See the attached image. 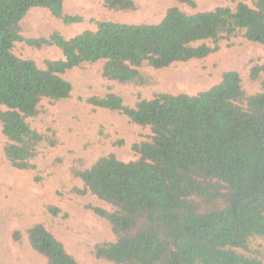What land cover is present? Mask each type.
<instances>
[{
  "label": "trees",
  "instance_id": "trees-1",
  "mask_svg": "<svg viewBox=\"0 0 264 264\" xmlns=\"http://www.w3.org/2000/svg\"><path fill=\"white\" fill-rule=\"evenodd\" d=\"M176 1L193 12L172 6L157 23L92 20L94 29L66 37L59 30L38 36L23 30L35 8L65 24L81 22L82 16L66 12L65 0H0L3 160L38 173L37 161L64 144L51 107L73 97L66 73L100 63L106 93L80 99L118 111L150 134L132 145L131 160L114 153L91 165L71 160L77 182L71 193L91 194L111 206L85 205L113 232L112 239L92 247L93 256L110 264H264L258 243L264 240V79L258 91L248 92L239 70L224 69L218 83L195 94H139L129 105L116 93L155 83L149 68L202 62L225 40L243 37L264 50V0H232L233 6L207 10L198 8V0ZM102 3L119 12L139 8L136 0ZM17 42L56 47L63 57L39 65L14 53ZM262 75L264 54L250 61L248 77ZM45 209L69 216L53 204ZM14 239H25L45 264H82L43 221L17 228Z\"/></svg>",
  "mask_w": 264,
  "mask_h": 264
},
{
  "label": "rangeland",
  "instance_id": "rangeland-1",
  "mask_svg": "<svg viewBox=\"0 0 264 264\" xmlns=\"http://www.w3.org/2000/svg\"><path fill=\"white\" fill-rule=\"evenodd\" d=\"M136 11H113L103 6L102 0H65V10L71 15L82 16L78 23L65 24L54 18L44 8H35L23 22L24 34L47 35L59 30L72 37L87 29H94L92 20H114L129 23H157L168 8L179 6L188 13L193 10L176 0H136ZM232 0H198L200 10L213 9L220 5L233 6ZM14 53L23 58L34 59L39 65L45 59L62 58L56 47L37 49L17 42ZM261 44L243 37L225 40L220 50L202 62H178L167 68L148 70L156 77L155 83L145 88L119 87L117 94L126 104L133 105L140 94L151 98L157 92L195 94L218 83L224 69L239 70L248 92L260 89V81L249 80L250 61L262 58ZM65 77L73 83V97L53 104L52 113L60 128L64 144L53 149L37 161L38 173L13 168L3 160V145L6 138L0 128V264H45V258L34 251L24 239H14V231L34 222L43 221L64 242L68 251L82 264H110L96 259L91 249L102 241L112 239L110 223L85 205L92 204L110 209L111 206L94 195L75 197L71 190L77 185L70 166L73 157L91 165L99 157L114 153L119 159L135 158L132 145L147 139L150 129L131 123L118 111L87 104L80 98L104 95L106 88L100 78V63L87 68H76ZM3 107L0 105V111ZM103 132V134L101 133ZM124 144H118L119 140ZM73 154H72V153ZM41 181H36V176ZM46 204H53L68 213L67 218L49 214ZM264 247V240H258Z\"/></svg>",
  "mask_w": 264,
  "mask_h": 264
}]
</instances>
